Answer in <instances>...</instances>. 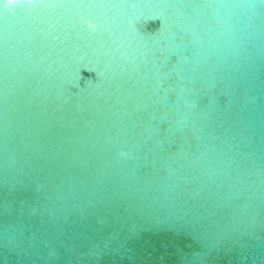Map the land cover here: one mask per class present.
<instances>
[{
	"label": "water",
	"instance_id": "1",
	"mask_svg": "<svg viewBox=\"0 0 264 264\" xmlns=\"http://www.w3.org/2000/svg\"><path fill=\"white\" fill-rule=\"evenodd\" d=\"M21 2L0 264H264V0Z\"/></svg>",
	"mask_w": 264,
	"mask_h": 264
},
{
	"label": "snow or ice",
	"instance_id": "2",
	"mask_svg": "<svg viewBox=\"0 0 264 264\" xmlns=\"http://www.w3.org/2000/svg\"><path fill=\"white\" fill-rule=\"evenodd\" d=\"M41 6H44V5H39V4H33V3H17L13 6L12 8V11L11 12H2L0 13V18H8V17H15L16 15L19 14L20 10L22 9H32V8H37V7H41ZM98 70V75L100 76V82L102 81L103 79V76H104V73L103 71ZM77 72V69H73L68 75H69V78H71L73 75H75ZM100 82L99 84L97 85V87L100 86Z\"/></svg>",
	"mask_w": 264,
	"mask_h": 264
}]
</instances>
